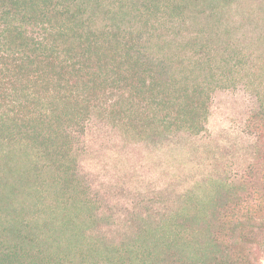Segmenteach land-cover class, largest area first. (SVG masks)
Listing matches in <instances>:
<instances>
[{"label": "rangeland", "instance_id": "374dc122", "mask_svg": "<svg viewBox=\"0 0 264 264\" xmlns=\"http://www.w3.org/2000/svg\"><path fill=\"white\" fill-rule=\"evenodd\" d=\"M227 2L202 8L182 28V41L195 45L172 44L173 88L192 91L210 73L220 80L201 132L161 127L150 99L112 88L111 77L67 96L28 76L0 83L3 95L15 86L18 96L0 101V115L10 118L0 129V248L15 240L5 231L11 222L39 264H108L106 248L122 250L171 220L183 224L189 208L210 205L223 222L262 208L248 205L264 182V129L254 123L264 101V0ZM156 18L148 29L166 21ZM20 116L41 140H28L34 130L21 131ZM72 236L80 243L71 245ZM252 243L264 264V235Z\"/></svg>", "mask_w": 264, "mask_h": 264}, {"label": "trees", "instance_id": "16d2710c", "mask_svg": "<svg viewBox=\"0 0 264 264\" xmlns=\"http://www.w3.org/2000/svg\"><path fill=\"white\" fill-rule=\"evenodd\" d=\"M105 1L0 0V83L28 76L46 87L54 83L67 96L79 93V86L95 91L111 77L112 88L121 86L139 99H150L146 108L155 109L161 127L178 125L201 132L209 94L220 80L210 73L192 91L173 88L172 44L178 40L195 45V38L182 41V28L199 17L202 8L213 12L228 0H107L113 7L109 10ZM152 17L166 21L148 29ZM16 95L13 86L10 94L0 91V101L5 103L8 96L17 101ZM20 118V130L33 127ZM8 119L0 115V129L7 130ZM255 122V130L261 132L264 101L260 100ZM33 130L35 136L28 140L38 142L39 130ZM46 141L55 140L46 136ZM56 158L64 173L61 150ZM253 192L254 202L248 206L262 208L243 211L240 219L223 222L210 205L207 210L196 206L187 210L183 224L171 220L156 230L145 229L122 250L106 248L102 257L108 264H257L258 255L251 249L252 242L264 235V182ZM10 225L5 231L15 240L0 248V264H39L30 238L21 237L17 226ZM75 236L69 239L75 240L71 245L80 243ZM86 253L91 257L92 250L87 248Z\"/></svg>", "mask_w": 264, "mask_h": 264}]
</instances>
